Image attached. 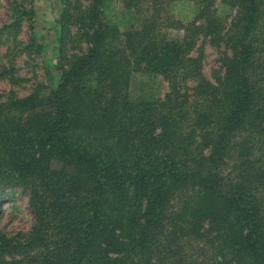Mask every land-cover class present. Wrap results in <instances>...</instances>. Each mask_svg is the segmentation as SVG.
Returning <instances> with one entry per match:
<instances>
[{"label":"trees","instance_id":"16d2710c","mask_svg":"<svg viewBox=\"0 0 264 264\" xmlns=\"http://www.w3.org/2000/svg\"><path fill=\"white\" fill-rule=\"evenodd\" d=\"M63 1L57 85L0 103V201L21 189L34 218L0 233V264H264V0H218L223 34L217 0L187 23L171 0H121L126 32L106 0ZM200 37L228 48L212 81ZM136 74L168 92L132 98Z\"/></svg>","mask_w":264,"mask_h":264},{"label":"rangeland","instance_id":"374dc122","mask_svg":"<svg viewBox=\"0 0 264 264\" xmlns=\"http://www.w3.org/2000/svg\"><path fill=\"white\" fill-rule=\"evenodd\" d=\"M79 1L71 0V5ZM63 0H0V103L13 95L23 97L39 85L55 87L64 61L60 59L55 39L59 31ZM198 0H171L167 11L183 23L196 15ZM216 16L227 31L235 12L218 0ZM132 12V11H131ZM126 11L121 0H106L102 21L114 25L120 32L136 27L134 14ZM85 50L84 44H67L66 55ZM228 54L226 43H211L200 37L191 55L200 56L202 73L212 81L220 71V60ZM3 72V74H1ZM169 82L159 76L136 74L130 84L132 98L157 101L169 90ZM0 201V233L10 237L31 231L34 218L28 207V197L21 189L6 190ZM17 264H26L19 261Z\"/></svg>","mask_w":264,"mask_h":264}]
</instances>
